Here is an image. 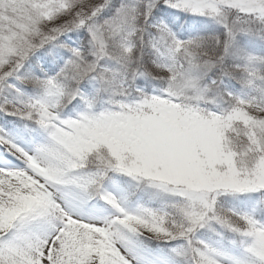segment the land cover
Segmentation results:
<instances>
[{"label": "snow or ice", "instance_id": "snow-or-ice-1", "mask_svg": "<svg viewBox=\"0 0 264 264\" xmlns=\"http://www.w3.org/2000/svg\"><path fill=\"white\" fill-rule=\"evenodd\" d=\"M0 264H264V0H0Z\"/></svg>", "mask_w": 264, "mask_h": 264}, {"label": "rangeland", "instance_id": "rangeland-1", "mask_svg": "<svg viewBox=\"0 0 264 264\" xmlns=\"http://www.w3.org/2000/svg\"><path fill=\"white\" fill-rule=\"evenodd\" d=\"M0 159H4V155L2 152H0Z\"/></svg>", "mask_w": 264, "mask_h": 264}]
</instances>
